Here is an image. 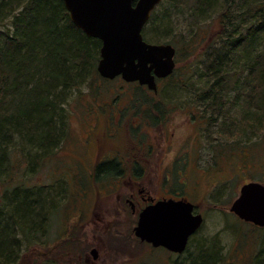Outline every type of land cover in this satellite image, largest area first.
Here are the masks:
<instances>
[{"label": "rangeland", "instance_id": "rangeland-1", "mask_svg": "<svg viewBox=\"0 0 264 264\" xmlns=\"http://www.w3.org/2000/svg\"><path fill=\"white\" fill-rule=\"evenodd\" d=\"M1 1L13 5L10 9L16 12L23 7V1L25 3V0H0V3ZM231 1L233 0L213 3L204 15L196 18L193 15L192 0H164L154 10L143 29L145 41L168 43L177 50L176 71L160 85L159 98L163 99L162 103L167 110L163 106L160 108L163 114L173 116V120H179V115L185 113L187 126L176 135L189 141V151L197 157L195 166L190 169L164 172L168 177H181L187 185L188 200L203 217L201 227L191 237L184 253L166 257L163 253L156 252L149 256L150 259L145 254L143 264H190L198 262L199 253L205 251L212 256L214 252L217 254L215 264H264V229L244 224L228 212L243 184L258 182L264 185V124L259 126L258 122H253V104L248 103L250 100L245 94H239L238 97L235 89H228L227 97L222 100L211 99L218 93V84L214 85V76H210L208 72L209 67L213 66L208 59L211 60L210 56L220 51L222 54L225 52L222 49L227 45L225 37L221 36V40L216 42L215 34L220 30L219 16L224 11L222 4L227 2L232 5ZM5 9L7 8L0 10L2 33L10 31L9 20L3 18L7 13L4 14ZM235 9L236 5L233 16L238 15ZM204 35L208 38L203 41L198 52L205 49L206 60L204 56L202 62H199L198 52L196 56H185L190 47L195 49L202 43ZM258 47L256 43L255 48ZM225 64L228 71H233L238 69L240 61L235 58ZM70 83L65 89L59 90L63 95L60 110L65 114L57 124L62 127L60 136L51 148L39 150L10 132H3V135L0 133V221L10 215L9 205L13 203V194L19 197L27 193L34 199L42 194V185L49 184V179L68 180L74 177L73 169H70L68 163L56 161H72L69 153L75 148L76 142L84 137L83 118L86 110L95 109L98 114L106 115L100 105L110 98L142 100L152 97L137 84L128 85L121 79L108 82L101 78L98 80L87 72L81 74L77 82ZM202 95L206 96L200 99L199 96ZM106 108L110 114L115 113V104H107L103 109ZM135 111L137 109L128 106L120 113L121 122L128 129ZM138 113L149 115L152 112L150 108L140 106ZM95 123L98 130L103 131L105 117L98 116ZM125 139L126 135L121 133L113 140V145L123 146ZM162 172L150 170L154 176H162ZM44 190L49 195L57 192V188L49 190L46 187ZM49 207L48 200L44 211V217L48 219H45L46 224H34L31 228L22 225V229L16 226L18 223L14 226L10 224L13 234L8 252L12 254L8 255L5 263L2 261L0 264H39L38 227L45 225L44 234L52 241L59 219L57 207ZM26 241L31 243L27 244ZM138 252L145 253L137 249L127 251L133 259ZM128 264L138 263L131 261Z\"/></svg>", "mask_w": 264, "mask_h": 264}, {"label": "trees", "instance_id": "trees-1", "mask_svg": "<svg viewBox=\"0 0 264 264\" xmlns=\"http://www.w3.org/2000/svg\"><path fill=\"white\" fill-rule=\"evenodd\" d=\"M192 1L193 15L199 18L211 4L220 0ZM231 4H222L220 30L215 34L216 42L221 36L225 37L227 45L222 48L225 52L217 51L208 59L213 64L208 72L214 76V85L218 84V93L211 99L222 100L227 97L228 89H235L238 97L245 94L250 100L248 103L255 108L253 122L260 126L264 124V0H233ZM234 5L238 13L235 16L232 14ZM5 7L9 9H5L4 14L7 13L3 18L9 20L10 31L0 32V133L10 132L30 146L48 149L62 131L57 125L65 114L60 110L63 95L59 90L70 82H77L86 72L100 80L96 65L101 43L86 37L71 23L61 0H25L17 12L10 9L13 5L1 1L0 10ZM207 38L204 35L202 43L195 49L190 47L185 56H196ZM204 51L198 52L199 62L205 56ZM235 58L240 61L238 69L228 71L225 63ZM202 96L199 98L206 95ZM12 196L10 215L0 221V262L4 263L12 254L8 252L13 234L10 226L17 223L20 229L22 225L40 226L48 203V197L40 195L34 199L27 193ZM199 255L202 260L199 258L198 262L190 264L216 263L215 252L214 256L208 251Z\"/></svg>", "mask_w": 264, "mask_h": 264}, {"label": "flooded vegetation", "instance_id": "flooded-vegetation-1", "mask_svg": "<svg viewBox=\"0 0 264 264\" xmlns=\"http://www.w3.org/2000/svg\"><path fill=\"white\" fill-rule=\"evenodd\" d=\"M174 63L171 75L156 79V93L146 90L152 95L149 99L110 98L100 105L106 115L98 114L95 109L86 110L84 137L76 142L75 151L69 153L72 161H56L68 163L74 177L49 179V184L42 185L40 197H48L49 209L57 207L59 219L52 241L44 234L45 225L38 227L39 264H128L131 261L143 264L145 254L148 259L156 252L172 257L180 255L136 235L143 212L161 202L190 203L192 214L201 215L188 200L187 185L181 177H168L164 172L190 169L197 157L191 155L189 141L176 135L187 126L185 113L179 115V120H173V116L163 114L160 108L167 110L159 98L160 85L176 71V52ZM112 103L117 115L103 109ZM128 106L137 109L129 129L121 122L120 114ZM140 106L150 108L152 113H138ZM98 116L105 117L101 132L95 123ZM121 133L126 135V143L113 145ZM154 169L162 170V176L150 173ZM45 186L49 190L57 188L56 194L45 193ZM45 219L44 224L48 220ZM129 249L145 253H136L133 259L127 253Z\"/></svg>", "mask_w": 264, "mask_h": 264}, {"label": "water", "instance_id": "water-1", "mask_svg": "<svg viewBox=\"0 0 264 264\" xmlns=\"http://www.w3.org/2000/svg\"><path fill=\"white\" fill-rule=\"evenodd\" d=\"M71 23L101 46L96 65L106 80L120 77L137 82L156 93V79L172 74L175 50L168 44H150L142 30L151 12L162 0H61ZM192 205L161 202L140 216L136 235L154 246L182 253L188 239L202 225L201 215L192 214ZM228 211L244 223L264 228V185L243 184Z\"/></svg>", "mask_w": 264, "mask_h": 264}]
</instances>
